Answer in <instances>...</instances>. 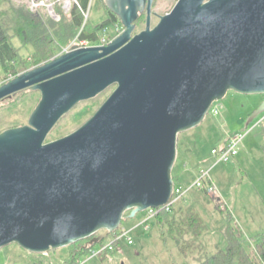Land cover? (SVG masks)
Returning a JSON list of instances; mask_svg holds the SVG:
<instances>
[{"label": "water", "instance_id": "1", "mask_svg": "<svg viewBox=\"0 0 264 264\" xmlns=\"http://www.w3.org/2000/svg\"><path fill=\"white\" fill-rule=\"evenodd\" d=\"M154 1L105 0L121 35L106 46H73L0 87V102L41 95L28 125L0 133V250L95 245L127 213L165 206L179 136L230 91L264 96V0H179L152 27ZM144 14L146 28L135 34ZM111 87L88 122L46 143L64 116ZM262 113L264 101L247 127Z\"/></svg>", "mask_w": 264, "mask_h": 264}, {"label": "rangeland", "instance_id": "2", "mask_svg": "<svg viewBox=\"0 0 264 264\" xmlns=\"http://www.w3.org/2000/svg\"><path fill=\"white\" fill-rule=\"evenodd\" d=\"M178 1L155 0L152 9V27L159 23L161 16L171 13ZM49 2L55 8L60 20L66 14L63 5L66 2L75 3L74 0H61L60 2L49 0ZM59 6L60 10L58 9ZM46 9L49 14L48 8ZM100 14L102 11L95 3L91 17L96 19L101 16ZM60 20H55V22H60ZM22 54L25 58L30 57L26 51H23ZM115 88L111 87L95 99L80 103L59 121L48 135L46 143L60 140L76 132L95 115ZM263 98L262 95L245 96L230 91L223 100L213 104L202 125L179 136L181 145H186L187 149H197V154L202 158V163L199 165L200 168L191 171L187 166H182L181 157H179L173 170L174 176L182 177L183 180H180V183L185 184L183 188L187 189L197 181L200 172L210 171V177L216 187L217 195L213 197L206 195L201 190L191 189L183 198L186 204L194 205L203 219V226L206 227L210 237V240L205 239L204 242H209V246L225 247L226 245L223 235L225 220L222 214L226 210L231 211L240 226L245 227L247 220H243L239 214H244L246 209L254 211L257 219L255 223L252 222V219L251 221L248 220V226L253 227L254 232L251 233L246 228L249 235L259 232L257 231L260 230L259 225L264 222L260 215V208L264 205L251 203L253 198L250 191L252 184L264 203V121L239 146V156L237 157L239 160L233 158L228 164H217V159L212 154L214 148L224 144L222 139L247 130L249 115H252L253 111L263 103ZM40 99L39 92L27 90L1 101L0 133L28 125L29 118ZM215 110H219L218 114H215ZM263 119L264 113L249 124V129L254 128ZM182 202L180 201L175 207L177 208ZM234 211H236L235 214ZM144 216L145 212L137 215L135 219H125L122 228L134 229L140 224ZM155 223V221L151 223L149 230H145L143 227L135 228L130 235L134 240V245L122 244L116 252L106 251L93 257L94 251H99L102 246H106L112 241L113 235L108 236L103 242L95 244L90 254H87L88 256L82 257L81 264H189L179 252L174 239L169 236L164 239ZM69 250V248L60 249L56 252L51 250L48 255L39 256L27 252L17 244H12L0 250V264H37L40 259L44 260L46 264H51V262L52 264H63Z\"/></svg>", "mask_w": 264, "mask_h": 264}, {"label": "trees", "instance_id": "3", "mask_svg": "<svg viewBox=\"0 0 264 264\" xmlns=\"http://www.w3.org/2000/svg\"><path fill=\"white\" fill-rule=\"evenodd\" d=\"M95 3L102 11L101 16L96 19L91 17ZM58 9L60 10V6ZM146 21L147 15L144 14L137 21L135 34L146 28ZM117 26L123 28L120 19L108 9L105 0H77L60 22H55L45 7L32 10L28 0H0V68L4 74H11L16 78L58 57L75 40L96 43L106 35L111 39L116 38ZM23 51L28 52L30 57L25 58ZM222 140L224 144L214 149L225 147L229 137ZM179 157L182 166H187L191 171L200 168L202 163L197 149H187L186 145H181L180 140ZM173 178L176 187L185 186L180 183L182 177L174 176V171ZM182 201L171 212L161 210L155 224L164 239L167 236L174 239L179 252L189 264H264V233L253 238L247 237L232 212L226 210L222 212L226 245L209 246V242H204L205 239L210 240V237L203 226V219L194 205L186 204L184 199ZM129 216L130 213H127L125 219H130ZM91 241L92 239H87L68 247L69 254L63 264H81L82 257L88 256L94 246ZM118 250L119 247L116 246L113 252ZM37 264L46 262L40 259Z\"/></svg>", "mask_w": 264, "mask_h": 264}, {"label": "built area", "instance_id": "4", "mask_svg": "<svg viewBox=\"0 0 264 264\" xmlns=\"http://www.w3.org/2000/svg\"><path fill=\"white\" fill-rule=\"evenodd\" d=\"M61 1V0H55V2ZM49 0H28V3L30 5V8L32 10H39L43 7L48 8L49 15L56 21L60 20V17L56 14L55 8L53 5L48 3ZM75 3H77V0H74ZM72 3L66 2L63 5L64 11L67 13L71 10ZM117 29V37L121 35L124 31V28H120L119 26L116 27ZM107 33V31H105ZM116 37V38H117ZM114 38V39H116ZM114 39H111L109 35H106L101 40H99L96 43H92L89 41H74L63 53L69 52L73 46H78L79 48H88V47H95V46H106L109 43H111ZM15 77L11 74H4L2 69L0 68V87L4 85L5 83L11 81ZM211 111V110H210ZM215 114H218L219 110L214 111ZM264 119L258 123L254 128L249 129L250 127H247V130L245 132H239L234 135L229 136L228 143L225 145V147H221L219 149H214L212 151V154L217 159V164L224 163L228 164L231 162L233 158H235L239 153V146L243 143L245 138L250 135L254 129L262 125V122ZM191 189H197L203 191L208 196H215L216 193V187L214 185L213 179L210 177V171H202L200 173V177L197 179V181L191 185L189 188L184 189L183 187H176L174 188V192L172 195V198L170 201L163 207H160L158 209H149L145 212V216L142 218L140 224L135 227H143L145 230L150 229V225L153 221L156 220L157 215L159 212L163 209H166V211L171 212L172 209L183 200L184 196L191 190ZM134 229L126 230L124 228H121L116 232V234L113 236L112 241L106 245L102 246V248L99 251H94L93 257L99 256L101 253L109 251L113 252L116 248V246L124 245H134V240L130 237L132 233L134 232ZM49 253V252H48ZM48 253L43 254V256L48 255ZM52 264V262H51Z\"/></svg>", "mask_w": 264, "mask_h": 264}, {"label": "crops", "instance_id": "5", "mask_svg": "<svg viewBox=\"0 0 264 264\" xmlns=\"http://www.w3.org/2000/svg\"><path fill=\"white\" fill-rule=\"evenodd\" d=\"M258 128V127H257ZM231 136V135H230ZM229 137V136H228ZM239 156V154L235 157V158H237ZM238 159V158H237ZM237 159H235V160H237ZM239 160V159H238ZM238 160H237V162H238ZM232 161V160H231ZM251 187H252V189H250V191H251V193H252V198H253V202H251V203H254V205H256L257 203H261L262 205H264V203H263V201H262V198L258 195V192H256L257 191V189L256 188H254V186L251 184ZM193 205V204H192ZM253 207V206H252ZM253 209V208H252ZM235 212L236 211H234V214H235ZM233 214V213H232ZM240 215V217L243 219V220H247V226L245 227V226H240V224L237 222V220H236V218H235V215H233L234 216V218H235V220H236V222L238 223V225L242 228V230L244 231V233L246 234V236L247 237H249V238H253V237H256V236H258V235H260V234H262V233H264V222L263 223H261V225H259V228H260V230H257V231H259V232H257L256 234H254V235H249V232H247L246 231V228L248 229V230H250V232L251 233H254L253 232V230H252V228L253 227H250V226H248V224H249V219H250V221H251V219H252V222L253 223H255V220L257 219L256 217H255V215H254V211L253 210H249V209H246L245 211H244V214L243 213H240L239 214ZM260 215L262 216L261 218H263V221H264V207L263 206H261V208H260Z\"/></svg>", "mask_w": 264, "mask_h": 264}, {"label": "bare ground", "instance_id": "6", "mask_svg": "<svg viewBox=\"0 0 264 264\" xmlns=\"http://www.w3.org/2000/svg\"><path fill=\"white\" fill-rule=\"evenodd\" d=\"M69 3V2H68Z\"/></svg>", "mask_w": 264, "mask_h": 264}]
</instances>
